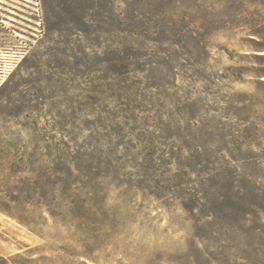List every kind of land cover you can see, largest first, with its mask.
I'll use <instances>...</instances> for the list:
<instances>
[{
    "label": "rangeland",
    "instance_id": "1",
    "mask_svg": "<svg viewBox=\"0 0 264 264\" xmlns=\"http://www.w3.org/2000/svg\"><path fill=\"white\" fill-rule=\"evenodd\" d=\"M241 187L264 205V0H0V264H264Z\"/></svg>",
    "mask_w": 264,
    "mask_h": 264
},
{
    "label": "trees",
    "instance_id": "2",
    "mask_svg": "<svg viewBox=\"0 0 264 264\" xmlns=\"http://www.w3.org/2000/svg\"><path fill=\"white\" fill-rule=\"evenodd\" d=\"M166 10H167V8H166ZM209 165H210V168H209L210 177H209L208 181L214 187L215 193L213 196H214V198H215V196H218L217 200H220L219 203L224 204L229 198L222 191L223 187L225 186L224 168L222 167L220 160L218 158H213L209 162ZM240 189L242 191H241L240 195L237 197V200L242 202V203L246 202L247 203L246 209L241 210L239 213H237L236 209L231 208V210H229V212L226 213L225 217H227L228 220L231 219L232 223L234 220H236V221L240 220L241 222L243 221V223H245L247 221L251 222V220H254L260 224L259 227H254V232H257V230H260V228L264 226V224L262 223V221H264V205H261V204L255 202V197H256V199L258 197L257 194L255 193V191H251L250 189H248L246 187L245 188L241 187ZM250 196H251V198H248ZM201 207L204 208L206 206H202L200 204L193 205V206H185V207H183V211L189 212V213L199 212L198 216L200 218L196 220L197 225H199L201 223V224H203L202 226H206L208 224V222L206 221L207 218L210 217V215L213 216L214 212H210V210H208L210 215L200 213ZM230 225H231L230 227L234 226L233 224H230ZM230 248H231V250L234 249L233 246H230ZM224 264H237V263L235 260H227Z\"/></svg>",
    "mask_w": 264,
    "mask_h": 264
}]
</instances>
